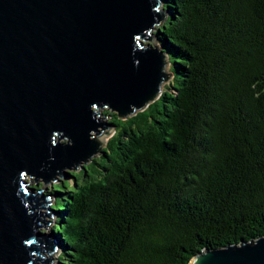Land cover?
<instances>
[{
	"label": "trees",
	"instance_id": "16d2710c",
	"mask_svg": "<svg viewBox=\"0 0 264 264\" xmlns=\"http://www.w3.org/2000/svg\"><path fill=\"white\" fill-rule=\"evenodd\" d=\"M163 7L170 88L110 114L104 154L49 191L56 264H189L264 237V0Z\"/></svg>",
	"mask_w": 264,
	"mask_h": 264
},
{
	"label": "water",
	"instance_id": "95a60500",
	"mask_svg": "<svg viewBox=\"0 0 264 264\" xmlns=\"http://www.w3.org/2000/svg\"><path fill=\"white\" fill-rule=\"evenodd\" d=\"M168 15L163 0H0V264H55L60 242L41 231L53 197L25 178L69 179L104 154L110 114L160 99L173 74L155 32ZM189 264H264V237Z\"/></svg>",
	"mask_w": 264,
	"mask_h": 264
},
{
	"label": "rangeland",
	"instance_id": "374dc122",
	"mask_svg": "<svg viewBox=\"0 0 264 264\" xmlns=\"http://www.w3.org/2000/svg\"><path fill=\"white\" fill-rule=\"evenodd\" d=\"M156 33V32H155ZM158 45V44H157ZM172 81V80H171ZM171 81L169 82V83H167L165 86H164V88H163V92L165 91V90H167L168 88H170L169 86H170V83H171ZM105 111H108V110H105ZM105 111H103V112H105ZM115 133H116V128H114V131L109 135V137L106 139V141H105V147L107 146V143H108V141L115 135ZM63 142H65L66 140H62ZM98 158V157H97ZM66 172H69V173H75V172H80V171H84L83 169H81L80 168V170H78V171H68V170H65ZM69 179H66V181H69V182H74V179L70 176V177H68ZM28 182H29V187H35V188H37L38 190H43V193H45V194H49V191H51V189L53 188V184H51V185H46L42 180H40V182H39V186H36V183H34V182H31V180H30V178L29 177H26L25 178ZM41 185V186H40ZM50 195V197L52 196L53 197V199H52V205H53V203L55 202L54 201V195H51V194H49ZM52 207V206H51ZM51 229H52V225L51 226H48L47 227V230L45 229V228H43V229H41V231L42 232H45V233H47V234H50L51 235V233H52V231H51ZM57 259V258H56ZM55 264H56V261H55Z\"/></svg>",
	"mask_w": 264,
	"mask_h": 264
},
{
	"label": "bare ground",
	"instance_id": "6f19581e",
	"mask_svg": "<svg viewBox=\"0 0 264 264\" xmlns=\"http://www.w3.org/2000/svg\"><path fill=\"white\" fill-rule=\"evenodd\" d=\"M105 141H106V139H105ZM54 218H56V216H55V213H54ZM59 247H60V244H59ZM60 249V248H59ZM61 250V249H60Z\"/></svg>",
	"mask_w": 264,
	"mask_h": 264
}]
</instances>
